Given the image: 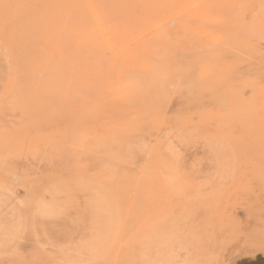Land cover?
Here are the masks:
<instances>
[{"label":"rangeland","instance_id":"rangeland-1","mask_svg":"<svg viewBox=\"0 0 264 264\" xmlns=\"http://www.w3.org/2000/svg\"><path fill=\"white\" fill-rule=\"evenodd\" d=\"M0 264H264V0H0Z\"/></svg>","mask_w":264,"mask_h":264},{"label":"bare ground","instance_id":"bare-ground-1","mask_svg":"<svg viewBox=\"0 0 264 264\" xmlns=\"http://www.w3.org/2000/svg\"><path fill=\"white\" fill-rule=\"evenodd\" d=\"M245 120V119H244ZM199 121V120H198ZM57 179H58V177H57ZM53 180H54V178H53ZM85 185H87L86 183H84ZM127 203V202H126ZM27 204V203H26ZM134 210V209H133ZM121 213H123V212H121ZM123 216V215H122ZM134 216V215H133ZM122 220V219H121ZM131 222V221H130ZM126 225V224H125Z\"/></svg>","mask_w":264,"mask_h":264}]
</instances>
